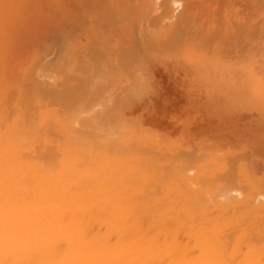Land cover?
I'll return each mask as SVG.
<instances>
[{
	"label": "rangeland",
	"instance_id": "1",
	"mask_svg": "<svg viewBox=\"0 0 264 264\" xmlns=\"http://www.w3.org/2000/svg\"><path fill=\"white\" fill-rule=\"evenodd\" d=\"M90 1L91 0H0V101H3L5 105L8 107L9 111H11L13 114L15 115L23 114L24 117L27 116L29 119H31L30 120L31 124H34V125L38 124L40 128L42 127L41 128L42 132L40 131V128H39V135H41L40 137H42L41 138L42 140L39 137V141H38L40 142L41 140V142L38 144V149L42 151L38 150V152L40 153L44 151V153H40L41 157H45V158L47 156L50 157V162L53 165L52 166L53 170L55 169L54 176L56 174L55 176L56 178L54 180L57 181V178L62 177L58 179L60 182L57 181L61 184L54 181L56 182L55 185L56 184L60 185L58 187L55 186L57 187L55 188L56 189L55 191H58L56 194H57L58 202L61 203L60 205H64V208H68V209L76 208V209H81V210L86 211L88 210L89 206L93 204V206L91 207L93 208L92 210L97 211L99 209L108 207L109 208L108 211L112 210L111 212H113V210L120 211L122 209H134L135 210V208L137 207L139 209L144 208L148 210V207H149V209L152 208L153 215L163 216L165 219L168 220L169 223H172L177 226L178 225L181 226L179 228L180 231L178 232V239H179V242L183 240L182 241L183 245L187 244L188 241H191V243H193L192 237L195 238L196 234L199 232H202V234L205 235V239L209 241V240H216V238L218 239V231H219V235H224V234L228 235V233L230 234V232L228 231L233 228L234 230L231 232L234 234L233 243L240 245L243 242L240 246L243 252L246 250L247 243L253 242L254 244V242H256L257 244L258 242H262L261 240L262 233L260 232L261 233L260 240H258L260 233H258L257 232L258 229H256V226H259L260 223H262V218H260L262 217V214L259 215L260 217L257 216L259 217L257 218L255 215L259 213L253 214L255 212L253 211V213H251L252 210L246 207L245 208L242 207L243 209H241V207L238 209L236 208V210L233 213L232 212L233 208L226 206L228 202H226V200L225 201L223 200L224 201L223 203L222 199L220 198L223 195L225 196L226 194L230 193V191L235 190V189H240L242 193L244 194V196L246 195L257 196L258 193L259 194L264 193L262 192L264 190H260L262 189L261 181H263V186H264V41H263L264 40V27H263L264 26V0H237V1L236 0H232V1L222 0V2H220L221 0H218L219 5H217L218 1H215V2L214 1H208V2L204 1V3H202L204 4V7H201L200 5L202 4L201 2L198 3V1L193 2V1L182 0L181 2H183L184 8L185 7L189 8L192 4H197V5L200 4L199 6H197L196 12L198 14L196 15L202 16V13L204 12L206 13V11L207 13L204 16L205 18H202L200 16H199L200 18L198 16L193 17V19L190 21L191 23L190 26L187 25L189 28H186L185 26V28L187 29L186 30L187 32L185 30H180V31H184L185 35H188V37L184 36L182 39L180 38L181 39L180 40L181 43H179L180 45L176 44V48L174 47L173 51H170V49L171 50L173 49L170 46H169L170 48H168L169 49L168 52L164 48L166 51V53L165 51H163L164 54L161 53V51H159L158 48L156 49L148 48L147 49L146 47L147 43L144 40V38H147V36L150 37L152 34L153 35L155 34L154 35L155 37L152 35L150 39L151 40L153 39V41H155V44L160 46L159 42L162 40V38L163 39L168 38L167 35L163 34L164 29H161V30H158V28L153 29V26L146 28L144 25H139L138 23L137 29L135 32H131V35L127 33V30L129 29L128 25H129L130 20L136 21L137 13L142 9V4H139L137 1H117V6H116V11L118 9V13H117L111 6L110 1L100 0L103 3L102 5L103 10H100V12L103 14L104 11L106 10V16L108 18H112L113 23H116V31H117V34L115 35L116 38L114 37L115 39L113 38L112 34H111L112 37L111 36L109 37L110 33L113 30V25L111 27V21L109 19L107 21L105 32L103 33V35H101V39H104L107 41L105 45L108 47L107 48L105 47V48L108 50L104 48H95L96 50L106 51L108 55V59L105 63H103L102 60H100L98 57L93 55L92 54L93 52L91 53L89 50H87V45L88 46L93 45V43L97 42V39H94V40L90 39L87 45L84 44L83 40L85 39L80 40L81 36L88 35V33L91 34V32L93 31L92 30L93 28L90 31H89V28L91 26V15H93L92 13L97 8L95 7L97 3L91 4ZM157 2L162 3L164 1L160 0ZM208 4L210 5L208 6ZM207 6L211 8H208ZM214 6L216 8H213ZM219 6H221L222 8ZM218 7L220 8V10L221 9L222 10L221 12L219 10L215 15L216 9ZM175 9L178 15V12L182 8L179 7ZM217 14H218V17L220 16L219 14H221V17L219 19L218 17H216ZM193 20L195 22L198 20L197 23L199 27L196 26L195 22H192ZM219 20L220 21L223 20L220 23L223 26L219 24L220 22ZM176 21H177L176 18L171 19V20H166L163 22L164 23L163 26L167 25L168 26L167 29L169 28V30H171V28L174 26ZM225 21H229V24H224ZM214 22H215V25L213 26ZM234 22L236 25V26L234 25L235 26L234 28L236 27L240 28L237 31L231 26V24ZM140 23L143 24L144 22H140ZM205 25H207L208 28L212 30H214L217 27L218 28L216 30H219V27L220 29H222L221 27L229 28L230 30L229 33H231L230 37L234 38L236 36V38H234L233 40L234 41L235 39L236 41L238 40L240 44H236L238 42L235 41L236 43L233 44V46L232 44L231 46H229L230 45L229 42L231 43L233 42L232 40H229L228 45L224 43L225 45H221L220 47H218V43L217 45L215 43V46L213 47L214 44H212V41H211L213 39H209V37H208V40L211 42V45L208 41H204L205 43L202 44L203 40L201 37H198L199 36L198 30L200 29L201 26H205ZM183 27L184 25L182 26L181 29H183ZM191 27L192 28L197 27L198 28L197 33H196L197 28H194L192 32L190 31ZM234 30L237 33L236 35H234L235 33ZM245 32L248 34H246ZM168 33L169 32H167L166 34ZM244 33H245L244 37L241 36ZM98 34L99 35L101 34L100 29H98ZM196 34H197L196 37L198 38L195 37ZM99 35H96V36H99ZM240 36L242 37V39L239 38ZM158 37H160L161 39L158 40ZM200 39L202 40V43ZM204 40H207V38L206 39L204 38ZM166 41L167 40H165V42ZM220 42L222 41L220 40ZM74 43H75V46H77L78 48L77 50L78 54L76 53L71 54L72 47L70 46L71 45L74 46ZM157 45L156 46L154 45V46L159 47ZM203 45L205 46L207 45V49H205L206 47L205 46L203 47ZM196 47H198L199 49ZM215 47L219 51L216 50ZM160 48L161 47H159V49ZM68 49H70V53H69L70 55L69 54L66 55V53H68L67 52ZM158 51L160 53H158ZM132 52L137 54L138 60L134 58V55ZM143 60L145 63L143 62ZM98 61L100 62V68L95 67V65L98 64ZM137 61L139 62L136 63ZM89 62L94 64V69L100 73V76L104 75L105 79L100 77L99 80L104 81V82H99L101 85L93 86L96 89V93L93 92L91 94V93H88L87 91L88 94L82 95L83 97H86V99L84 98L80 99L77 97L78 96L77 93L81 95L82 93V91H80L81 89L78 90L80 92L78 91L75 92L74 91L75 89H74L73 92H75L76 94L75 93L71 94L72 92L70 93V91H68L69 89L67 90L66 88H68L67 87L68 83H69V87L72 86L73 88V86L75 85H77L78 87V85L81 84V80H78L80 78L82 79L83 83L86 84L85 79L88 73L86 70H84L83 66L85 64H88ZM161 76H165V80L164 79L162 80ZM39 83H47V85L51 84L50 86H54V87L56 86V88L58 85H60V89L62 90V92H59L60 90L59 88H57L58 90H55L56 88L54 89L53 87V89L56 92V94L61 93V95L55 98L56 96L55 93H54L55 96L41 94L40 91L37 90V85ZM83 87L88 88L89 86L87 87L84 85ZM72 88H70V90ZM63 89L67 90L68 93L65 92L64 90V92L66 93L65 94L63 92ZM117 93L119 96L115 95ZM67 94L74 95V97L77 95L76 98H78V100L70 95L68 96ZM62 95L67 96L68 99L72 97L76 101L72 102L73 99H71L70 102L72 104H69L68 99L64 100L66 97L65 98L61 97L62 99L61 101L59 97ZM180 100H181V104L182 102L185 104V105L182 104L183 107L187 106L189 109L188 111H192L190 118H189L190 121H192L191 125L193 124V126H195L197 123L202 122L203 116L206 114L207 117L212 120V123H213L211 125L212 128L202 127V128H199L200 130H202L201 132H198L197 134L194 133L195 135L188 136L185 131V125L188 122L187 121L188 113L186 114V111L180 110V106L175 107L173 104L175 101H180ZM58 101L60 102V104L56 103ZM62 102L64 104V107L62 106ZM158 102H160V104ZM55 103L57 104V106ZM67 103L70 107H67V106L65 107V104ZM59 106L62 108H60ZM166 106H171L172 109L168 110L169 112H167L165 109H163ZM110 107H111V110H110ZM64 108L65 109L67 108L66 109L67 112L65 111ZM58 109L59 110L61 109L62 112L61 111L58 112ZM88 110L90 111L88 112ZM100 110L104 111V112L101 111L103 112V114L102 113L100 114L99 112ZM155 110L160 111V116L158 118L159 120L157 122H159L161 125L163 124L168 125L170 128L169 130L161 131L162 132L161 133L159 130L157 131V129L147 124L148 118H151ZM182 110H187V109H182ZM85 111H86V114L88 115V116L86 115L87 117L83 116V114H85L84 113ZM94 111H96V114ZM105 111H108V112H105ZM111 111H113V113ZM108 113H112L113 115L108 114ZM42 114L43 116L46 115L47 118L45 116L42 117L41 116ZM56 114L59 116H57ZM99 114L107 116L109 119H112V118L118 119L120 122H123L126 126L129 125L131 129L137 132V134L139 135V139H135L133 136L127 139L128 140L132 139V141L130 140L129 143L130 144L133 143L132 149L135 151L139 149L143 153L144 151L142 148H146V147L149 149L151 148L150 150H148L147 148H146L147 150L144 149L148 151V153L145 152L148 158L145 157L144 154L140 153L139 150L136 151L137 153L139 152L138 155L141 154L139 156L135 154V152L133 156L132 155H128V156L120 155V157L119 155H115L113 153L107 155V152H103V153H100L101 155H98L102 159L96 156V160L95 158L93 159L91 158L92 160L89 158L92 155V154H87L89 153V150H85L88 152L82 153L83 155L80 154L82 152L80 150V147L78 146L76 142L74 144L71 142H68L70 139L69 137L74 136L73 139H75V140H72L71 138L70 141H73V142L76 140L78 141V138L75 135L77 133L81 134L80 133L81 127L78 125L79 121H81L80 120L81 116L84 117V119L87 118L86 120H89L90 118H93V115L94 117H97ZM66 116H69V117L65 118ZM88 117L90 118L88 119ZM76 119H77V123L75 122ZM74 122L76 125H74ZM133 122L135 125L132 124ZM216 122H222L224 126L222 130L220 131V133L217 134V136H215V134L212 133V130L214 129ZM63 123L65 125H62ZM41 124L43 126H41ZM68 124L69 126H67ZM71 124L73 125L72 129L70 128ZM113 124L117 125L114 122ZM78 128H80V130ZM74 131H77V132L75 133ZM123 132L118 133V134L117 132H112V133H114L113 136L116 137L117 135L119 139L122 138L121 140H124V137L122 135H119V134H122ZM55 133L57 136L55 135ZM79 134L78 136L80 137ZM162 134L164 135V138L161 139V137L163 136ZM53 136H56V138L55 137L53 138ZM63 137L69 138V139L65 141ZM165 137L167 138V140L165 139ZM169 137L171 140H169ZM62 140H64V142H67V143L64 144ZM57 142H59L58 145L60 144L59 148L56 147L58 146L56 145ZM134 142L136 143L140 142L139 144L142 146L136 143H135L136 145H134ZM41 143L42 145L40 146ZM69 143L71 145H69ZM48 144H50L51 146L55 148L53 147L51 148V146L50 145L48 146ZM135 146L137 147L136 149H134ZM47 147L50 149H48ZM154 147L155 149L153 150ZM177 148H179L180 150ZM162 149L164 150L162 151ZM50 150H51V153H49ZM63 150L66 151V154L63 153L64 152ZM177 150H178V153L176 152ZM56 151L59 153V155L56 153ZM68 152L69 154L70 153L71 154L69 155V157H66L68 156ZM77 152H80V153L77 154ZM158 152L159 154L161 152L163 153L165 152L166 154L161 153L159 155ZM46 153H49L52 157ZM167 153H169L170 155L175 154V153L177 154H175L176 156H173V155L170 156ZM60 154L63 155V160L61 159ZM152 155H153V159L151 158L152 160L151 162L149 158L150 156L152 157ZM165 155L167 156V158L165 157ZM45 158H41V159L43 160ZM51 158L52 159L57 158V159L52 160ZM78 158L79 159L81 158L82 160H79ZM83 158H84V161L86 160L85 163L83 162ZM116 158H121L125 160L129 158H130L129 160L137 159L140 163L141 168L142 169L147 168L148 170L150 169L153 175L146 177L147 178L146 180H143L144 178L141 177L142 175H137L134 177L133 175H130L131 177L128 175L129 178L128 176H124L123 178L121 177L122 179L120 180H117V178L110 179L108 172H107L111 166L110 165L111 161L109 159L112 160ZM157 158H159L158 161H161V162L156 161ZM59 159H61L62 161ZM64 159L65 161L67 159L68 163H66ZM58 160L61 162H59ZM162 160L164 162H162ZM167 160L171 161L170 162L171 165L169 164ZM96 161L98 162V164ZM180 161H182L181 162L182 165L185 163L184 166L186 167L179 164ZM69 163L70 164L72 163L70 165L71 167L69 166ZM103 163H105V165ZM144 163H147V165L146 164L142 165ZM153 163H155L156 165ZM55 164L57 166H55ZM60 164H61V168H59ZM92 164L93 166L91 167L90 165ZM63 165L65 168L63 167ZM160 165L161 166L166 165V168L164 166L160 167ZM169 165H170V168L172 169L171 171H170ZM176 166L180 168H177ZM66 167H70V169H67ZM93 167L95 170H93ZM58 169L59 170L62 169V171L60 170V174H58L59 172ZM76 169L77 171H75ZM161 169L164 170L163 174L165 176L168 173V171L173 172V174L170 173L169 176L167 175V178L166 177L163 178V179H166L167 182H164L162 179V176L164 175L162 174ZM179 169H183V171L180 172L181 170ZM189 169L192 170V173L189 171ZM85 170L87 171L85 172ZM155 171L159 174L156 175ZM220 172L222 174L221 179L223 180L228 178L229 176L232 177L231 174H233L234 172L235 175L233 174L234 176L232 177V179L233 181L236 180L235 185H233L234 183L230 185L233 182L232 179H230V182H228L229 179H227L226 181L224 180V182L221 179H219L221 175L218 173ZM224 172L227 173L226 177H224L225 175ZM79 173H82V174H79ZM175 173L177 174L176 175L177 177L176 176L172 177L173 175H175ZM185 173L186 175H184ZM194 173L195 174L198 173L196 174L198 181L195 179L196 177ZM248 173H251L250 174L251 179H249ZM181 174L183 175V177ZM187 174H189V176ZM215 174H218V175H215ZM245 174H248V175H245ZM252 175H254L253 178L256 177L255 180L251 177ZM187 176L189 179L187 178ZM125 177H126V180H124ZM84 178L86 180L91 179L90 181L93 180L94 182L92 181L93 182L92 183L88 180L87 181L89 183L88 184L86 183V180ZM172 178H174L175 181ZM200 178H201V182H200ZM238 178L239 179L243 178L242 179L243 181H241L242 183L240 182ZM257 178L258 179L261 178L262 180H260V182H257L258 180ZM80 179L85 180V182L82 180V182L85 184V185L83 184L85 188L87 187L86 184H88V187L86 189L81 188ZM178 179L180 180L178 181ZM203 179H206L208 186L210 187H208L207 184H205L206 181H204ZM207 179H210V181ZM246 179H249V180L246 181ZM134 180L137 181L136 185L134 184L135 183ZM202 180L204 181V183ZM215 180L217 181V183ZM122 181L124 183H122ZM125 181L127 183L128 181L129 182L132 181V183L131 184L129 183L130 185H128ZM169 181L171 182L169 183ZM173 181L175 184H171L173 183ZM208 181L210 182V185ZM249 181L250 183H248ZM64 182L68 183L65 185L66 187L63 185V187L59 189V187H61V185ZM162 182L164 183L161 184ZM193 182L196 187L192 185ZM212 182L216 183L214 185L217 188L214 185H212ZM219 182L220 184L221 183L222 184L221 185L218 184ZM71 183L73 184V187L74 186L78 188L80 187L79 190L78 188H75V190L72 191L74 188L72 189L70 187V185H72ZM90 183L92 184L93 188L91 187ZM254 183H257V185L255 186ZM153 184H158V186L156 187L155 185L152 186ZM239 184L244 185V186H241ZM186 185H187V188L189 187L188 189L184 187ZM149 186L151 188H149ZM212 186H214V188ZM123 187L124 189H122ZM127 187L130 188V190ZM164 187H166V189L168 188V191L173 190L174 192L169 191V194H168L167 193L168 191L164 189ZM199 188L203 189L204 191L200 190ZM205 188L209 189L210 191ZM249 188L251 189L257 188V189H255L256 191L254 190L255 192L254 191L252 192L249 190ZM76 189H77V192H75ZM65 190L67 191L71 190V191H68L69 192L68 193L67 191L65 192ZM191 190L192 192L193 190H195V192L192 193ZM217 190H220V191L218 192ZM127 191H128V194H127ZM152 191H154L153 195H151ZM181 191L183 194L180 193ZM83 192H86V193H83ZM58 193H62V194L64 193V194L62 195ZM93 193L96 195V197H93L92 195ZM123 193L125 194V196ZM132 193L133 195L135 194L136 195L133 197ZM130 195L132 196L133 199L131 198ZM139 195L141 198L139 197ZM166 195L168 196L171 195V196L168 197ZM178 195L181 197H179ZM208 195H210V197ZM164 196L165 198L167 197L166 200L164 199ZM177 196L179 197V200L178 198H176ZM183 196H185L186 199L188 198V201L185 200V197ZM219 196L220 198H217ZM147 197H148L147 199L148 204H146ZM211 197H214V198H211ZM120 198L124 199V201L121 200ZM192 199H194L196 202ZM223 199H226V198H223ZM125 200L128 202H126ZM139 200L142 204L139 202ZM153 201H156V202H153ZM167 201H172V202H167ZM185 201L188 202L190 205H187ZM160 202L163 203V205L160 204ZM166 202L168 203V205L165 204ZM216 202H217V205L215 204ZM144 203L146 204L145 206H144ZM170 204L172 205L170 206ZM209 204H212L213 206L212 205L209 206ZM68 205H71V206H68ZM87 205L89 206L87 207ZM165 205H167L168 208H166L167 206ZM184 205L188 206L189 208ZM191 205L192 207L193 205H195V207L192 209ZM202 205L204 207H202ZM158 206L159 207L161 206V207L157 208ZM183 208H184V211L182 210ZM216 209H220V211L219 210L215 211ZM170 210H172L177 215H175ZM181 210L184 213L183 212L181 213ZM189 210L191 212H187ZM199 210H201L200 214H199ZM221 210L223 211L221 212ZM225 211L226 213L224 214ZM155 212H157L158 214ZM218 212L222 214L220 215L218 214ZM164 213H165V216L162 215ZM166 214H169V215H167L166 217ZM211 214H213V217H211L212 216ZM217 214L219 216H217ZM178 216L180 217V219L178 218ZM226 216L227 217L231 216V217H228L229 218L228 219ZM143 217H147V216H143ZM175 217L177 220L175 219ZM195 217H197V219ZM203 217L204 218L209 217L208 219L210 220L208 219L204 220ZM219 217L221 218L219 219ZM223 217L225 219H223ZM251 217L252 219L256 218L257 220L255 219L253 221L251 220ZM226 218H227V221L225 222L224 220H226ZM194 219L195 221L193 222ZM235 219L237 220V223L235 221L236 225H234ZM182 220L186 221V223L182 222ZM214 220L216 221V223L219 221V223L217 224L218 227H216L215 225L216 223L214 222ZM205 221H207V223L209 221V223L205 224L206 223ZM188 222L190 225L188 224ZM229 222L230 224H228ZM242 222L244 224H242ZM252 222H254L253 223L254 226L257 224V222H259V224L254 227L251 224ZM199 223H202V224H199ZM246 223H247V226H250V228L245 227ZM212 224H214V226ZM227 224L230 225L231 227L232 225H234V227L231 228ZM227 226H228V230H226ZM252 228L255 229V232H256L255 235H254L255 232L252 231L254 229ZM103 230L105 231V228H103ZM216 231H217V234L215 233ZM225 231L228 233L226 234ZM238 231L240 234L239 233L237 234ZM250 233H252L253 235L252 234L250 235ZM246 235H250L249 236L250 238L252 236L253 240H250L248 236ZM240 237L241 238L243 237L242 240ZM113 238L115 239L116 237H113ZM196 252H198L197 255L200 254L199 250H195V253ZM237 256L238 257H235L236 262H242L243 255L241 254L240 257L239 255ZM138 264H141V263H138Z\"/></svg>",
	"mask_w": 264,
	"mask_h": 264
},
{
	"label": "bare ground",
	"instance_id": "2",
	"mask_svg": "<svg viewBox=\"0 0 264 264\" xmlns=\"http://www.w3.org/2000/svg\"><path fill=\"white\" fill-rule=\"evenodd\" d=\"M108 1H110L111 6L113 7V9L115 11H116V6H117V1H137L139 4H142V9L137 13L136 21L130 20L129 25H128V28L129 29L127 30V33H129L131 35V32H135L136 29H137V24L138 23H139V25H144L146 28H148L150 26H153V29H156V28H158V30L164 29L163 34L167 35L168 38L167 39H163L160 36L162 38V40L160 42L158 41L159 44H160V46L157 45V44H155V41H153V39L152 40L150 39L153 34L150 37L147 36V38H144V40L148 44V46L146 44L147 49L148 48L149 49H154V48L156 49V48H158V50L161 51V53H163V51H165V49L168 52L169 51L168 48H170V47L173 48L172 50L170 49V51H173L174 50V47L176 48V44L180 45L179 44V43H181L180 40L184 36H187L188 37V35H185V32L184 31H180V30H185L186 31L187 30L186 28H189L188 26H190V24H191L190 21L193 19V17L198 16V15H196V14H198L196 12V10H197V6L200 5V4H198V5L197 4H192L190 7L187 5L189 8H187V7L184 8L183 2H181L182 0H163L164 2H162V3L161 2H157V1H160V0H157V1L156 0H108ZM184 1H193V2H197L198 1V3L201 2V4H202V3H204V1H207V2L208 1H214L215 2V1H218V0H184ZM207 2H206V4H207ZM220 2H222V0ZM90 3L91 4H96L97 3V5L95 6L97 8L92 13L93 15H91V26L89 28V31L92 28H93L92 29L93 31L91 32V34L88 33V35L81 36L80 37V40L85 39L83 41H84V44L87 45L90 39L91 40L97 39V42L93 43V45H89V46L87 45V50H89L91 53L93 52L92 53L93 55H95L100 60H102L103 63H105L107 61V59H108V55H107L106 51L105 50H96L95 48H104V49H106L108 47V46L105 45V43L107 41L104 40V39H101V35H103V33L105 32L106 25H107V21L110 19V21H111V27L113 25V30L110 33L109 37L112 34V36L114 38L115 35L117 34V31H116V23H113V19L112 18H108L106 16V10L104 11L103 14L100 12V10H103L102 9L103 3L100 0H91ZM202 5H200V6L201 7H204V4H202ZM209 5L210 4H208V6ZM217 5H219V1H218V4ZM217 5H216V7H217ZM179 7L182 8L181 9L182 11L180 10L178 12V15H177V12H176V9L175 8H179ZM207 7H205V8H207ZM216 7L214 6L213 8H216ZM219 7H221V6H219ZM208 8H211V7H208ZM218 8L216 9L215 15L220 10V8L219 9ZM221 10H220V12H221ZM116 12L118 13V9H117ZM206 13H207V11H206ZM206 13L204 12V13H202V16H200V15L199 16L202 17V18H205L204 16H205ZM224 14H225V12H224ZM215 15H214V17H215ZM219 15H220L219 17H218V14L216 16V17H218V19L221 17V14H219ZM225 16H226V14H225ZM206 17H207V15H206ZM175 18H176L177 21L175 22V24L171 28V30H169V28L167 29V27H168L167 25H164L163 26V24H164L163 22L164 21L171 20V19H175ZM198 20L196 22L194 20L192 21V22H195V24H196L197 27H199V25L197 23ZM201 20H200V22H201ZM207 21H205V22H207ZM222 21L223 20H221L219 22V24ZM140 22H144V23L142 24ZM216 22H217V20H216ZM224 24H229V21H225ZM183 25H184V27H183V29H181ZM193 25H192V27H193ZM214 25H215V22H214L213 26ZM220 25L223 26L222 24H220ZM234 25H235V22L231 24L232 28H234L236 26V25L235 26ZM185 26H186V28H185ZM192 27H191V30L190 31L193 32L194 28H197V27H194V28H192ZM217 28H215L214 30H212V29H209L207 25L201 26L199 30L197 28L196 29V33H197V30H198V35H199L198 37H201L202 40H203V43H202V40L200 39L201 40V43L204 44L205 43L204 41H208L210 43V45H211V42L208 40V37H209V39L215 40V41L211 40L212 41V44H214L213 47L215 46V43H216V45L218 43V47H220L221 45H225V44L228 45L229 43H230L229 46H231V44L233 46V44H235L236 42H238V40L236 41V39H235L236 42L233 40L234 38H236V36L235 37L233 36L234 38L230 37L231 36V33H229L230 32L229 28H227V27H221L222 29H220V27H219V30H216ZM236 28H238V27H236ZM236 28H234L236 31L240 29V28H238V29H236ZM98 29L101 30V34L100 35L98 34ZM236 31H235L234 35L237 34ZM167 32H169V33L166 34ZM182 32H184V33H182ZM245 33L243 35H241V36L244 37ZM246 34H248V33H246ZM96 35H99V36H96ZM189 35H190V33H189ZM196 36H197V34L195 35V37ZM241 36L239 37L240 39H242ZM160 37H158V40L161 39ZM198 37H196V38H198ZM204 38L205 39L207 38V40H204ZM230 38H232V39H230ZM155 39H157V38H155ZM165 40H167V41L165 42ZM220 40L222 42H220ZM229 40H232L233 42L232 43L231 42L228 43ZM240 42H241V40H240ZM243 42H244V40H243ZM236 44H240V43L238 42ZM241 44H243V43H241ZM154 45L155 46L157 45V46L161 47L160 48L161 50L159 49V47H155ZM197 46H198V44H197ZM204 46L205 45H203V47ZM70 47H72L71 54H73V53L78 54V52H77L78 48H77V46H75V43H74V46L71 45ZM205 47H206L205 49H207V45ZM196 48H198V47H196ZM70 49H68V51H67L68 53H66V55L70 53ZM162 49H164V50H162ZM215 49H216V47H215ZM228 49H229V47H228ZM106 50H108V49H106ZM216 50H218V49H216ZM159 51H158V53H160ZM166 51H165V53H166ZM132 53L134 55V58L137 59L138 58L137 57V54L138 53L137 52H136L137 54H135L134 52H132ZM79 56H81V55H79ZM140 58H141V56H140ZM138 62L139 61H137L136 63H138ZM143 62H144V60H143ZM142 66H143V64H142ZM83 67H84V70H86L87 73H88V75H87V77L85 79L86 84H84L83 81H82V79L80 78L78 80H81V84H79L78 87H77V85L73 86V88H72V86L69 87V83H68L67 84V87L68 88H66L67 90L69 89L68 91H70V93L72 92L71 94H74L76 91H78V90L81 89L80 90V91H82L81 95L79 93H77L78 96L76 95L80 99H82V98L86 99V97H83L82 95H86L88 93H91L92 94L93 92L96 93V89L93 86H95V85H101L99 82H104V81H100L99 80L100 77L105 79V76L104 75H101L100 76V73L94 69V64L93 63L89 62L88 64H85ZM95 67L96 68H100V62L99 61H98V64L95 65ZM161 77H162V80L163 79L165 80V76H161ZM83 84L85 86H87V87L89 86V87L88 88L83 87L84 86ZM50 85L49 84L47 85V83H39L37 85V90H39L40 93L41 94H44V95H51L52 96L55 93V95H56V96L54 95L55 98H57V96L61 95V93L60 94L59 93L56 94V92L54 91V89L56 88V86L54 87V86H50ZM58 86H57V88L60 89V85H58ZM81 86H82V88H81ZM53 87H54V89H53ZM57 88L55 90H58ZM70 88H72L71 89L72 91L70 90ZM83 88H85L86 90L83 89ZM64 90L65 89H63V92H64ZM67 90H65V92H67ZM73 90L75 92H73ZM84 90H85V92H84ZM80 91H78V92H80ZM87 91H88V93H87ZM59 92H62V90L60 89ZM115 95H118V93L115 94ZM120 95H122V94H120ZM70 96L74 97V95H70ZM76 96L74 98L78 100V98H76ZM61 97H64V98L66 97L64 100L68 99L67 96L62 95V96L59 97V99L61 101H62ZM72 97H70L68 99L69 100L68 101L69 104H72L70 102L71 99H73ZM75 99H73L72 102L73 101H76ZM58 102H56V103L57 104H60V102L59 103ZM158 103L160 104V102H158ZM57 104H56V106H57ZM173 104H174L175 107L176 106H180V110L181 111H186V114L188 113V116H187L188 117L187 118V121L188 122L186 123V125L184 124L185 125V131H186V134L188 136L195 135L194 133L197 134L198 132H201L202 130H200L199 128H202V127L212 128L211 127V125L213 124L212 123V120L210 118H208L206 114L203 116V121L202 122H199L195 126H193V124L191 125V122L192 121H190V119H189L192 111H188L189 109H188L187 106H184L183 107V105H185V104L182 102V104H183L182 105L181 104V100L180 101H175ZM62 106L64 107L63 102H62ZM66 106L67 107H70L68 105V103L65 104V107ZM60 108H62V107H60ZM166 108H168V109H166ZM66 109H65V111L67 112ZM163 109H165L167 112H169L168 110L172 109V107L171 106H166ZM182 109H187V110H182ZM110 110H111V107H110ZM59 111L62 112L61 109L60 110L58 109V112ZM86 111H87V109H86ZM86 111L84 112L85 114L82 113L83 116H86L87 115L86 114ZM89 111L90 110H88V112ZM101 111H103V110H100L99 111L100 114L101 113L103 114L104 111L103 112H101ZM58 112H57V114H58ZM94 112L96 114V111H94ZM105 112H108V111H105ZM111 112L113 113V111H111ZM112 113H108V114H112ZM100 114L97 117H94V115H93V118L88 117V119L90 118L89 120H86L87 119L86 117L88 115L85 117L86 119H84V117L81 116V119H80L81 121H79V124H78L81 127V132H80L81 134L77 133L75 135L78 138V141L77 140L74 141V142L73 141H70L71 138H72V140H75V139H73L74 136L73 137H69L70 139L63 137L65 141H67V139H69L68 142H71L73 144L76 142L78 144V146L80 147V150L82 152L81 153L80 152H77V154H79V153L80 154L87 153L88 151H85V150H89V153H87V154H92L91 157H89V158L90 159L91 158L92 159L95 158V160H96V156L101 155L100 153H103V152H107V155L113 153L115 155H119V157H120V155H127V156L128 155H132L133 156L134 152L137 155H138L139 152L142 153L139 149H138L139 150L138 153L136 152L138 150H136V151L133 150L132 149V147H133L132 144L133 143L132 144L129 143V141L130 140L132 141V139H130V140L127 139V138H129L131 136H133L135 139H139V135L137 134V132H135L133 129H131V127L129 125L126 126L123 122H120L118 119H113V118L112 119H109L107 116L100 115ZM112 115H110V116H112ZM41 116L42 117H44V116L46 117V115L43 116V114ZM57 116H59V115H57ZM159 116H160V111L159 110L158 111L155 110V112H154V114H152L151 118H148L147 124L149 126L155 128V129H157V131L159 130L160 132L161 131L169 130L170 128H169L168 125H165V124L161 125L159 122H157L159 120L158 119ZM67 117H69V116H66L65 118H67ZM165 117H167V116H165ZM116 118H117V116H116ZM30 120L31 119H29L27 116L24 117L23 114H18V115L13 114L11 111H9V109L5 105V103L3 101H0V264H138V263H141V264H264V193H261V194L258 193L257 196H254V195H246V196H244V194L242 193V191L240 189H235V190L230 191V193L226 194L225 196L222 194L223 196L221 198H220V196L217 197V198L222 199V202L223 203L226 200V202H228L227 203L228 205L226 204V206H229L230 208H233L232 209V212L233 213L236 210V208L238 209V208L241 207V209H243L242 207H244V208L246 207V208H249L250 210H252L251 213H253V211H254L255 213H253V214L259 213V214L255 215L256 217L259 216L260 214H262V217L259 216L260 218H262V223H260L259 226H256V225L259 224V222H257V224L255 225L256 226V229L259 230V231L257 230V232L258 233H260V232L262 233V237H261L262 242H258L257 244H256V242H254V244H253V242H251V243L245 242V243H247V245L244 243L246 245V250L244 252L242 251V248L240 247L241 244L243 243L242 241H241L242 243L240 245L233 243L234 242V234L231 233V232L234 230V228L233 229H230L231 231L230 230L228 231V232H230V234L225 231L226 234L228 233V235H225V234L224 235H219V231H218V239L216 238V240H209V241L205 239V235L202 234V232H199V233L196 234L195 238L192 237L193 243H191V241H188L187 244L183 245L182 244V241L183 240L181 242H179V239H178V232L180 231L179 228L181 226H179V225L177 226V225H174L172 223H169L168 220L165 219L163 216H158V215L155 216V215H153L152 208L149 209V207H148V210L147 209H144V208L143 209H139L137 207L138 209L135 208V210L134 209H122L120 211H114L113 210V212H111L112 210L111 211L110 210L108 211V209H109L108 207L103 208V209H99L97 211L92 210L93 208H91V207L93 206V204H91V205L89 204L90 206L87 205V207L89 206V208L86 211L85 210H81V209H76V208H69V209L68 208H64V205H60L61 203H59L58 200H57V194L56 193L58 191H55L56 190L55 188H57L58 186H60L58 184L55 185V183L57 181H59L58 179H60L62 177H59L57 175L59 178H57V181L54 180L56 178L55 177L56 174L54 176V170L55 169L53 170V167H52L53 165L50 162V157L47 156L48 158L47 157L45 158V157H41L40 156L41 155L40 153H44V151L43 152H40V153L38 152V150H40V149H38V144L42 140L41 139L42 137H40L41 135H39V128L40 127H39L38 124H36V125L31 124L30 123ZM131 121H132V119H131ZM75 122L77 123V119H76ZM75 122H74V125H76ZM113 122L116 123L117 125L113 124ZM64 123L62 125H65L66 124V123L65 124ZM132 124H134V122ZM169 124H171V123H169ZM41 126H43V125L41 124ZM67 126H69V124ZM70 126H71L70 128L72 129V126L73 125L71 124ZM136 126H137V124H136ZM223 127L224 126H223V123L222 122H216L214 129L213 130L211 129L212 130V133L215 134V136H217V134L220 133V131L222 130ZM41 128H40V131H41ZM78 129L80 130V128H78ZM110 130L112 132H117V134L124 131L122 134H119V135H122L124 137V140H121L122 138L119 139L116 134L115 135H116L117 138L115 136H113L114 133H112ZM77 131H74V132L76 133ZM69 134H70V132H69ZM78 134L80 135V137L78 136ZM55 135H56V133H55ZM56 136H53V138L54 137L56 138ZM39 137L41 139L40 142H38L39 141ZM63 138H61V139H63ZM162 138H164V135L161 137V139ZM165 139L167 140L166 137H165ZM64 140H62V142L64 144L67 143V142H64ZM169 140H171L170 137H169ZM159 142H160V140H159ZM58 143L59 142H57L56 145H58ZM135 143L136 142H134V145L139 144L140 142H138L136 144ZM50 144H48V146ZM178 144H180V143H178ZM41 145H42V143L40 144V146ZM69 145H71V144L69 143ZM59 146H60V144L58 146H56V147L59 148ZM140 146H142V145H140ZM52 147L53 146H51V148ZM53 148H55V147H53ZM136 148L137 147L135 146L134 149H136ZM146 148H142L143 151H144L142 154H144L145 157H147L146 156V153H148V151H146V150L147 149L148 150L151 149V148L150 149L149 148L146 149ZM48 149H50V148H48ZM144 149H146V150H144ZM154 149H155V147L153 148V150ZM156 149H157V147H156ZM177 149H179V148H177ZM153 150H151V151H153ZM163 150L164 149H162V151ZM40 151H42V150H40ZM63 151H64L63 153L66 154V151L65 150H63ZM159 152H160V150H159ZM159 152H158V154H159ZM176 152L178 153V150ZM49 153H51V150H50ZM49 153H46V154H48L49 156H51ZM56 153L59 155V153L57 151H56ZM56 153H55V155H56ZM161 153L164 154L165 152L164 153L161 152ZM177 153H175V154H177ZM70 154L68 152V156H66V157H69ZM167 154H169V153H167ZM175 154H172V155L173 156H176ZM139 155H141V154H139ZM172 155H170V156H172ZM178 155H180V154H178ZM159 157H161V156H159ZM165 157L167 158L166 155H165ZM41 158H45V159L42 160ZM99 158H101V157H99ZM130 158H132V157H130ZM151 158L153 159V155H152V157L150 156L149 159L151 160ZM53 159L56 160L57 158L56 159L53 158ZM61 159L63 160V155H61ZM61 159H59V160H61ZM71 159H73V158H71ZM129 159H126V160L125 159H121V158H116V159H112V160L109 159L111 161L110 169L107 171L108 172V175H109V178L110 179L117 178V180H120L124 176H128V175L129 176L130 175H133V177L134 176H137V175H142L141 177L144 178L143 180H146L147 179L146 177L153 175L151 173V170L150 169L149 170L147 168L146 169H142L141 166H140V163H139V161L137 159H131V160H129ZM160 159H162V158H160ZM79 160H82V159L80 158ZM158 160H159V158H157L156 161H158ZM163 160H162V162H164ZM61 161H59V162H61ZM64 161H65V159H64ZM74 161H75V159H74ZM76 161H77V159H76ZM85 161H84V158H83V162L84 163H85ZM167 161L170 164V162L172 160L171 161L167 160ZM198 161H199V159H198ZM65 162L68 163L67 162V159H66ZM87 162H89V161H87ZM151 162H152V160H151ZM158 162H161V161H158ZM181 162L182 161H180L179 164H181ZM204 162H205V160H204ZM56 164H55V166H57ZM61 164H60V167L59 168H61ZM71 164L69 163V166ZM78 164H80V163H78ZM97 164H98V162H97ZM103 164L105 165V163H103ZM145 164L147 165V163H144L142 165H145ZM153 164H155V163H153ZM191 164H193V163H191ZM197 164H199V163H197ZM58 165H59V163H58ZM157 165H158V163H157ZM166 165H167V163H166ZM166 165L165 166L163 165V166L166 168ZM170 165H169V168H170ZM184 165H185V163L182 166H184ZM196 165H194V166H196ZM67 166H68V164H67ZM90 166L92 167L93 164L90 165ZM163 166L160 165V167H163ZM63 167H64V165H63ZM70 167H66V168L67 169H70ZM83 167H85V166H83ZM176 167L177 168H180L178 166H176ZM184 167H186V166H184ZM165 168H164V170H165ZM167 168H168V166H167ZM60 170L62 171V169H60ZM60 170H59V172L57 171L58 174H60ZM93 170H95L94 167H93ZM154 170H155V168H154ZM157 170H158V168H157ZM161 170H162V174H163L164 173V170L163 169H161ZM171 170L172 169L170 168V171ZM179 170H181L180 172L183 171V169H179ZM75 171H77V169ZM86 171L87 170H85V172ZM170 171H168V173L166 172L167 173L166 176L164 174H163L164 176L160 175V176H162V179L165 178V177L167 178V175L169 176L170 173L173 174V172H170ZM189 171L192 173V170L189 169ZM221 172H222V170H221ZM221 172L218 173V174L221 175L219 179L222 178ZM224 173H225L224 177H226L227 173L226 172H224ZM79 174H82V173H79ZM157 174H159V173L156 172V175ZM196 174H198V173H196ZM196 174H195V177L197 176ZM218 174H215V175H218ZM233 174L235 175L234 172H233ZM233 174H231L232 177L234 176ZM248 174H249V179H251L250 178V174L251 173H248ZM248 174H245V175H248ZM253 174H255V173H253ZM176 175L177 174L175 173V175H173L172 177H175ZM184 175H186V173ZM187 175L189 176V174H187ZM228 175H230V174H228ZM70 176H68V177H70ZM129 176H128V178H129ZM188 176H187V178H188ZM253 176L254 175H252L251 177L253 178ZM182 177H183V175H182ZM229 177H231V176H229ZM229 177L226 178V179H224V180L226 181L227 179H229L228 182H230V179H232V177L231 178H229ZM255 178H253V179L255 180ZM172 179L174 180V178H172ZM195 179L198 181L197 177ZM214 179H212V180H214ZM242 179H239L240 182L243 181ZM249 179H246V181L249 180ZM63 180H65V179H63ZM82 180L80 181L81 182V188L82 189H86L88 187V184H89L87 182L89 179L88 180L85 179L86 180V183H88V184H86L87 185L86 188L84 187L85 184L82 182ZM85 180H83V181L85 182ZM124 180H126V177H125ZM179 180L180 179H178V181ZM190 180H188V181H190ZM203 180L206 181V179H203ZM207 180L210 181V179H207ZM216 180H218V179H216ZM221 180L224 182L223 179H221ZM258 180H257V182H260V180H262V179L260 178ZM54 181H56V182H54ZM73 181H74V179H73ZM92 181H90V182H92ZM163 181L164 182H167L166 179H163ZM174 181L171 184H175ZM204 181H203V183H204ZM232 181H233V179H232ZM235 181H233L230 185H232L233 183H234L233 185H235V183H236ZM59 182H57V183H59ZM134 182H135L134 184L136 185V182L137 181L134 180ZM164 182H162L161 184H163ZM170 182L171 181H169V183ZM200 182H201V178H200ZM261 182H262V184H261L262 185L261 186L262 189H260V190H264L263 181H261ZM64 183L61 185V187H59V189H61L63 187V185L65 186L66 184H68V183H65V184ZM122 183H124V182L122 181ZM129 183L131 184L132 181H130V182L128 181L127 184L130 185ZM216 183H217V181H216ZM216 183L212 182V185H214ZM237 183H238V181H237ZM248 183H250V181ZM59 184H61V183H59ZM99 184H101V183H99ZM184 184H186V183H184ZM205 184H207V186H208L207 181L205 182ZM218 184H220V182ZM254 184H255V186L257 185V183H254ZM79 185H80V183H79ZM82 185H83L84 188L82 187ZM90 185L92 187V184L91 183H90ZM154 185H155V187L158 186V184H153L152 186H154ZM192 185H194V182H193ZM209 185H210V182H209ZM220 185H218V186H220ZM239 185H241V184H239ZM55 186H57V187H55ZM174 186H176V185H174ZM214 186H212V187L214 188ZM224 186H223V188H224ZM236 186H234V187H236ZM241 186H244V185H241ZM70 187L72 189L74 188L72 191H74L75 188H78V187H75V186L73 187V184L70 185ZM166 187H164V189H166ZM172 187H173V185H172ZM184 187L186 189L189 188V187L187 188V185L184 186ZM208 187H210V186H208ZM245 187H247V186H245ZM248 187H250V186H248ZM79 188H78V190H79ZM149 188H151V187L149 186ZM223 188H221V189H223ZM122 189H124V187ZM128 189L130 190V188H128ZM199 189L200 190H203L201 188H199ZM205 189H207V188H205ZM255 189H257V188H254V189L253 188L252 189L249 188V190L252 191V192ZM116 190H117V188H116ZM163 190H162V192H163ZM166 190L168 191V188ZM207 190H209V189H207ZM66 191L67 190H65V192ZM68 191H71V190H68ZM128 191H127V194H128ZM169 191L167 192L168 194H169ZM171 191H173V190H171ZM182 191L180 193H182ZM213 191H215V190H213ZM217 191L219 192L220 190H217ZM75 192H77V189H76ZM149 192H150V190H149ZM153 192L154 191H152L151 195L154 194ZM191 192H192V190H191ZM194 192H195V190H193L192 193H194ZM262 192H264V191H262ZM83 193H86V192H83ZM58 194H62V193H58ZM66 195H68V194H66ZM86 195H88V194H86ZM92 195H93V197H96V195L94 193ZM120 195H122V194H120ZM135 195H133V193H132V196L133 197ZM163 195H165V194H163ZM187 195H188V193H187ZM210 195H208V196L210 197ZM124 196H125V194H124ZM132 196H131V198H132ZM166 196H168V195H166ZM169 196H171V195H169ZM178 196L176 198H178V200H179V197H181V196H179V197ZM139 197H140V195H139ZM183 197H185V196H183ZM211 198H214V197H211ZM223 198H226V199H223ZM147 199H148V197L146 198V200ZM164 199L166 200L167 197L165 198V196H164ZM121 200L124 201V199H121ZM140 200H139V202H140ZM185 200L188 201V198L186 199V197H185ZM192 200H194V199H192ZM195 200H196V198H195ZM126 202H128V201H126ZM153 202H156V201H153ZM167 202H172V201H167ZM167 202L165 204L168 205ZM124 203H122V204H124ZM177 203H179V202H177ZM185 203H187V205H190L186 201H185ZM201 203H199V204H201ZM119 204H121V203H119ZM146 204H148V200H147V203ZM146 204L144 203V206ZM157 204H159V203H157ZM157 204H156V206H157ZM160 204L163 205V203H161V202H160ZM215 204L217 205V202ZM219 204H218V206H219ZM167 205H165V206H167ZM171 205L172 204H170V206ZM210 205H212V204H209V206ZM68 206H71V205H68ZM184 206H186V205H184ZM100 207H101V205H100ZM160 207L158 206L157 208H160ZM186 207H188V206H186ZM194 207H195V205H193V207L191 205V208L192 209ZM202 207H204V206L202 205ZM130 208H132V207H130ZM166 208H168V206ZM184 208L182 209L183 211H184ZM162 209H164V208H162ZM162 209H160V210H162ZM182 210H181V213L183 212ZM190 210L187 211V212H191ZM218 210L220 211V209H216L215 211H218ZM223 210H224V208H223ZM223 210H221V212ZM170 211L173 212L172 210H170ZM200 211L201 210H199V214H200ZM238 211H236V212H238ZM204 212H205V210H204ZM155 213H157V212H155ZM225 213H226V211L224 212V214ZM180 214H178V215H180ZM206 214H208V213H206ZM218 214H220V212H218ZM218 214H217V216H219ZM162 215L165 216V213L162 214ZM167 215H169V214H166V217H167ZM175 215H177V214H175ZM191 215H193V214H191ZM211 215H212L211 217H213V214H211ZM227 215H229V214H227ZM143 216H147V217H143ZM209 217H210V215H209ZM228 217H231V216H228ZM259 217H257V218H259ZM178 218L180 219L179 216H178ZM195 218L197 219V217H195ZM208 218H204L203 217L204 220L205 219H208ZM220 218L221 217H219V219ZM227 218H226V220H224L225 222L227 221ZM175 219H176V217H175ZM223 219H225V218L223 217ZM223 219H222V221H223ZM255 219L256 218L252 219V217H251V220L254 221ZM208 220H210V219H208ZM215 220H214V222L216 223ZM194 221H195V219L193 220V222ZM235 221L237 223V220L236 219L234 220V223H235ZM182 222H185L186 223V221H183V220H182ZM205 222H206L205 224H208L209 223V221H208V223H207V221H205ZM212 223H213V221H212ZM218 223H219V221L215 224L216 227H218V225H217ZM236 223L234 225H236ZM248 223H250V222H248ZM253 223L254 222L251 223L252 226H254ZM188 224H189V222H188ZM188 224H187V226H188ZM199 224H202V223H199ZM203 224H204V222H203ZM228 224H230V222ZM242 224H244V223L242 222ZM212 225L214 226V224H212ZM234 225H232V227H234ZM228 226H230V225H228ZM228 226H227V229L226 230H228ZM245 227L250 228V226H247V223H246V226ZM103 228H105V231L103 230ZM201 228H203V227H201ZM252 229H254V228H252ZM217 230H218V228H217ZM236 230H238V229H236ZM241 230H240V232H241ZM207 231H206V233H207ZM252 231L255 232V229L252 230ZM243 232H244V230H243ZM215 233L217 234V231ZM215 233H213V234H215ZM238 233H239V231L237 232V234ZM261 233L259 234V239L258 240H260ZM251 234L252 233H250V235ZM255 234H256V232L254 233V235ZM250 235H246V236H248V238L250 240H253L252 239L253 238L252 236H251V238L249 237ZM113 237H116V238L114 239ZM215 237H217V236H215ZM242 238H241V240H242ZM254 238H255V236H254ZM182 239H184V238H182ZM195 250H199V253L200 254L197 255L198 252L195 253ZM241 254L243 255V258H242L243 261L242 262H236L235 257H238L237 255H239V257H240ZM244 261H245V263H244Z\"/></svg>",
	"mask_w": 264,
	"mask_h": 264
}]
</instances>
